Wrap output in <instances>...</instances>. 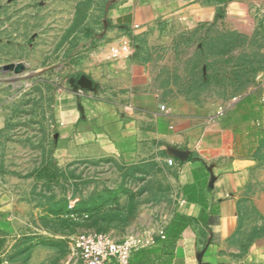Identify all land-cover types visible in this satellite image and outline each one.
Instances as JSON below:
<instances>
[{"label":"rangeland","instance_id":"1","mask_svg":"<svg viewBox=\"0 0 264 264\" xmlns=\"http://www.w3.org/2000/svg\"><path fill=\"white\" fill-rule=\"evenodd\" d=\"M124 1L0 0V65L26 66L0 72V264H69L71 237L105 230L109 221V215L82 220L72 211L89 213L102 198L110 207L118 193L122 214L131 218L155 199L153 164L128 167L102 158L64 166L55 155L69 77L85 74L110 33L130 35L133 58L147 65L164 98L183 97L216 112L249 95L264 105L263 17L228 18L222 5L211 20L188 28L161 22L140 30L129 26ZM254 160L233 236L242 247L264 233V139ZM4 218L13 226L8 231Z\"/></svg>","mask_w":264,"mask_h":264},{"label":"crops","instance_id":"2","mask_svg":"<svg viewBox=\"0 0 264 264\" xmlns=\"http://www.w3.org/2000/svg\"><path fill=\"white\" fill-rule=\"evenodd\" d=\"M123 5L129 7V26L140 30L161 22L188 28L211 20L222 5L228 18H264V0H125ZM109 37L84 69L93 89H72L59 111L55 155L64 166L102 158L128 167L150 163L158 168V187L154 201L143 203L126 220L109 219L104 231L117 240L128 234L149 236L153 242L148 247L157 248L158 230L181 216L184 227L169 260L158 252L146 264H264V233L244 247L233 241L243 218L254 150L264 139V111L258 120L234 113L237 103L216 112L183 97L164 98L147 65L133 58L130 35L118 30ZM167 147L185 151V158L169 155ZM168 157L173 165L167 164ZM122 199L98 216L123 207ZM12 227L4 218L3 231Z\"/></svg>","mask_w":264,"mask_h":264},{"label":"built area","instance_id":"3","mask_svg":"<svg viewBox=\"0 0 264 264\" xmlns=\"http://www.w3.org/2000/svg\"><path fill=\"white\" fill-rule=\"evenodd\" d=\"M166 162L173 165L174 159L168 157ZM157 234L163 238L164 228H160ZM71 240L69 264H129L134 251L148 247L153 242L152 238L142 234H128L117 240L107 232L96 230L79 232Z\"/></svg>","mask_w":264,"mask_h":264},{"label":"trees","instance_id":"4","mask_svg":"<svg viewBox=\"0 0 264 264\" xmlns=\"http://www.w3.org/2000/svg\"><path fill=\"white\" fill-rule=\"evenodd\" d=\"M245 101H248V106L245 109L241 110V114H243L244 118H252V119L261 120L262 114L264 111V105L258 100H256V98L250 95L244 97L243 99L237 102V106H236L237 109L235 110L234 113H236L237 111H240V108L242 107V103ZM117 196H118V193L112 194V197L115 200V202H117ZM102 199H101L102 202L101 201L99 203L95 202V206L92 207V209H90L89 213L84 212V211L77 212L75 210L72 212L80 216L79 218H81L82 220L88 217H97L96 219H98V213L105 207L104 205L105 202ZM123 209L124 208L121 207L120 209L117 208L118 211L114 210V213L109 215V219L126 220L128 216L125 215L126 217H124L123 214H119V212H122ZM101 217L105 218L106 216L101 215ZM184 222H185V219L181 216H178L175 221H173L171 224H169L164 229V237L160 238L158 236L157 241L158 240L161 241L160 247L153 248L151 246V247H145V248H141V249L134 251L129 260V264H146V261L149 259V257L154 256L158 252H161L162 255H166L168 257L167 259L169 260L172 254V248H173L174 242L181 235L182 228L184 227ZM95 230L106 232L101 229H95ZM168 260H165L162 264H165V263L167 264Z\"/></svg>","mask_w":264,"mask_h":264},{"label":"water","instance_id":"5","mask_svg":"<svg viewBox=\"0 0 264 264\" xmlns=\"http://www.w3.org/2000/svg\"><path fill=\"white\" fill-rule=\"evenodd\" d=\"M25 67L26 66L23 62H10L0 65V72L13 71L14 73H20L25 69ZM68 82L71 85L73 91H77L79 89H93L91 80L84 74L80 75L77 79L71 76L69 77ZM167 152L169 155L179 159H184L186 156L185 151L175 147H167Z\"/></svg>","mask_w":264,"mask_h":264}]
</instances>
